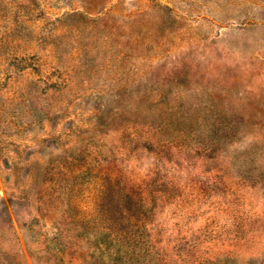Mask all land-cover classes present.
<instances>
[{"label": "rangeland", "instance_id": "obj_1", "mask_svg": "<svg viewBox=\"0 0 264 264\" xmlns=\"http://www.w3.org/2000/svg\"><path fill=\"white\" fill-rule=\"evenodd\" d=\"M0 264H264V0H0Z\"/></svg>", "mask_w": 264, "mask_h": 264}]
</instances>
